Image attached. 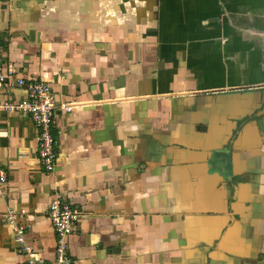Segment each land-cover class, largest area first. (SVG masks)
I'll list each match as a JSON object with an SVG mask.
<instances>
[{
	"label": "crops",
	"instance_id": "crops-1",
	"mask_svg": "<svg viewBox=\"0 0 264 264\" xmlns=\"http://www.w3.org/2000/svg\"><path fill=\"white\" fill-rule=\"evenodd\" d=\"M0 55L1 102L24 78L79 103L52 171L0 107V264H57L58 193L73 264H264V0H0Z\"/></svg>",
	"mask_w": 264,
	"mask_h": 264
},
{
	"label": "built area",
	"instance_id": "built-area-1",
	"mask_svg": "<svg viewBox=\"0 0 264 264\" xmlns=\"http://www.w3.org/2000/svg\"><path fill=\"white\" fill-rule=\"evenodd\" d=\"M14 76V72L4 68L3 57L0 55V85L6 83ZM16 84L26 89V98L18 103L0 101V107L16 111L27 112L39 129L38 154L41 164L48 170H54L56 166L58 140L53 132L55 112L61 107L70 112L79 103L69 102L59 104L52 91L51 85L44 81H27L24 78L16 79ZM8 182L7 170L0 164V195L4 193V186ZM49 217L57 234L56 262L57 264H73L68 255V236L72 233L77 221L79 211L73 205L65 201L63 194L58 193L49 207ZM15 214L8 215L9 220H14ZM16 240L28 251L30 247L25 246L26 230L22 226L15 228ZM29 264H50L35 259H30Z\"/></svg>",
	"mask_w": 264,
	"mask_h": 264
},
{
	"label": "water",
	"instance_id": "water-1",
	"mask_svg": "<svg viewBox=\"0 0 264 264\" xmlns=\"http://www.w3.org/2000/svg\"><path fill=\"white\" fill-rule=\"evenodd\" d=\"M260 103H261V106H262V107H259V110L262 111V109H263V114H264V105H262V104H264V91H261V95H260ZM256 116H258V114H256Z\"/></svg>",
	"mask_w": 264,
	"mask_h": 264
},
{
	"label": "rangeland",
	"instance_id": "rangeland-1",
	"mask_svg": "<svg viewBox=\"0 0 264 264\" xmlns=\"http://www.w3.org/2000/svg\"><path fill=\"white\" fill-rule=\"evenodd\" d=\"M258 112H256V114H257Z\"/></svg>",
	"mask_w": 264,
	"mask_h": 264
}]
</instances>
